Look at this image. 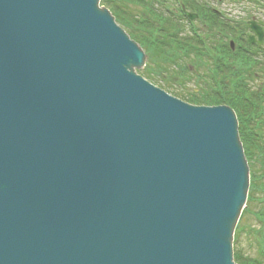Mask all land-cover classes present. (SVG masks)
<instances>
[{"label":"water","instance_id":"1","mask_svg":"<svg viewBox=\"0 0 264 264\" xmlns=\"http://www.w3.org/2000/svg\"><path fill=\"white\" fill-rule=\"evenodd\" d=\"M99 3L0 0V264H236L235 111L138 75Z\"/></svg>","mask_w":264,"mask_h":264},{"label":"trees","instance_id":"2","mask_svg":"<svg viewBox=\"0 0 264 264\" xmlns=\"http://www.w3.org/2000/svg\"><path fill=\"white\" fill-rule=\"evenodd\" d=\"M190 2L192 11L201 17V34L209 32L208 52L202 50L204 45L201 36H192L185 32L179 20L181 13L174 17L163 7H154L152 0H103L116 14L117 20L146 50L149 56L148 65L143 71L146 78L195 104H229L243 120L245 113H251L252 107L262 105L264 100L261 97L262 91L256 89V84L254 86L250 83V79L254 80L264 73V67L259 68V60L264 64V49L257 45L249 47L247 35L238 36L239 28L234 25L223 26L220 23L222 19L209 9L208 11L205 3L185 0L187 8ZM206 24H210L212 28L207 29ZM183 32L187 33V37L181 36ZM229 39L239 45L235 52L229 45ZM219 54L232 57L234 61L231 60L227 66L216 58ZM208 57L216 60L214 69L211 68L212 62ZM244 65H247L246 72L243 71ZM181 77L195 85L193 92H184L171 85L172 80H180ZM242 135L249 150L256 153V158L264 169V142H250L245 129H242ZM257 206L260 208L257 216L264 219V202L261 205L257 203ZM252 234L255 236V233ZM240 250L236 249V260L239 264H264V247L258 249L257 255H261L260 258Z\"/></svg>","mask_w":264,"mask_h":264},{"label":"rangeland","instance_id":"3","mask_svg":"<svg viewBox=\"0 0 264 264\" xmlns=\"http://www.w3.org/2000/svg\"><path fill=\"white\" fill-rule=\"evenodd\" d=\"M214 1L216 2V4L219 7L221 6L222 9H224L226 11H229V13H232V15H234L235 18H238L240 20H241V18H244L243 20L246 19L247 13L240 11L238 9L239 7L232 5L229 1H226V0H214ZM254 15L256 17H259L258 14L254 13ZM254 15H253V18H254ZM263 20H264V17H263ZM123 27L126 28L125 26H123ZM181 81L180 80H176V81L172 80L171 85L174 88L176 87V89L184 90V92L193 91V89L195 88V85L193 83H191V82H184L185 85H180L179 83ZM185 87H187L188 89L185 88ZM261 171L264 172V169H261ZM259 196L261 197L262 194H259ZM257 203H259V201L256 200V201H253L252 203L248 202V205L251 207V210L259 211L258 209H260V208L257 206ZM259 205H261V203H259ZM251 210H250L249 214H247L246 216H243L242 222L244 220L246 222V224H247V225H245L244 222H243V225L246 226L248 229L246 230V232L244 231V232L241 233V238H240L241 243L235 249L239 248L243 252L248 253L250 255H253L252 257L260 258L261 255H259V257L257 255L258 254L257 253V250H258L257 242H262L264 240V230H262L263 229V228H261L262 225H260L258 223L257 218L253 215ZM250 227H253V229L256 230V232H255L256 236L255 237H253V235H251L249 233L250 232V230H249ZM251 263H253L252 259H251Z\"/></svg>","mask_w":264,"mask_h":264}]
</instances>
